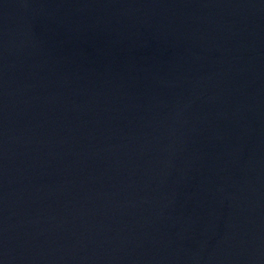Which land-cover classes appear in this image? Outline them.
Masks as SVG:
<instances>
[{"label": "water", "instance_id": "1", "mask_svg": "<svg viewBox=\"0 0 264 264\" xmlns=\"http://www.w3.org/2000/svg\"><path fill=\"white\" fill-rule=\"evenodd\" d=\"M0 264H264V0H0Z\"/></svg>", "mask_w": 264, "mask_h": 264}]
</instances>
